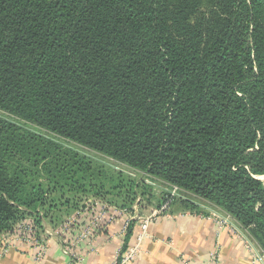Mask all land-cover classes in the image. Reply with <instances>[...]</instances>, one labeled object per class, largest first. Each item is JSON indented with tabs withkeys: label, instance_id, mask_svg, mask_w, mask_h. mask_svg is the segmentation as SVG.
Returning <instances> with one entry per match:
<instances>
[{
	"label": "trees",
	"instance_id": "trees-1",
	"mask_svg": "<svg viewBox=\"0 0 264 264\" xmlns=\"http://www.w3.org/2000/svg\"><path fill=\"white\" fill-rule=\"evenodd\" d=\"M89 198L264 252V0H0V240Z\"/></svg>",
	"mask_w": 264,
	"mask_h": 264
},
{
	"label": "crops",
	"instance_id": "crops-1",
	"mask_svg": "<svg viewBox=\"0 0 264 264\" xmlns=\"http://www.w3.org/2000/svg\"><path fill=\"white\" fill-rule=\"evenodd\" d=\"M138 208L137 214L142 217L156 209L145 205H139ZM171 212L160 213L148 227L136 264H179L181 257H185L190 264H203L212 252H217L218 264H252L251 254L245 249L244 242L229 231L218 230L210 219L200 215H185L188 213H180L174 208ZM90 217L89 212L83 214V218ZM125 218L124 215H117L111 225L93 233L89 245L83 242L76 247L77 254L83 257L80 264L112 263L121 242L119 234ZM134 222L132 225L130 223L127 231L131 230L130 235L126 233L124 236L127 246L135 242L139 233L138 223ZM76 232V229H72L70 234L73 236ZM45 241L46 253L38 264H67L68 258L62 252V241L52 237H47ZM11 243H14V247L0 252V264H34L33 250L18 245L14 240Z\"/></svg>",
	"mask_w": 264,
	"mask_h": 264
},
{
	"label": "built area",
	"instance_id": "built-area-1",
	"mask_svg": "<svg viewBox=\"0 0 264 264\" xmlns=\"http://www.w3.org/2000/svg\"><path fill=\"white\" fill-rule=\"evenodd\" d=\"M170 195L171 197H178L176 189H173ZM168 202L163 204L159 209L152 210L147 216L142 217L137 214L139 210L138 201L131 209L117 208L113 205L94 201L92 205L87 206L83 211H77L68 217L66 221L55 230L48 229L47 231L45 226L44 236L37 237L36 235H30L33 232V228L28 223L18 226L16 234L10 236L5 235L0 240V252L4 253L8 248L14 247V243H11V240H14L18 245H23L33 250L34 264H38L43 260L46 253L47 243L45 240L47 237H52L62 241V252L64 256L68 258L67 264H80L83 261V257L77 254L76 247L83 242H87L89 245L92 242L94 232L103 230L111 225L117 215H124L126 218L119 234L121 242L115 251L111 264H136L142 252L141 242L143 238L147 236L148 227L160 213L167 210ZM87 212L91 213V217L88 219L83 218V214ZM200 217L210 219L217 226L218 230H227L233 236L241 239L244 242L245 249L251 254L252 264H264V252L248 239L230 217L221 215L210 209H208L207 216L200 215ZM83 220L84 223L82 224ZM132 221H137L139 233L136 235L135 242L127 246L124 242V236ZM72 229H76L77 231L73 236L70 234ZM179 264L190 263L185 257H181ZM203 264H218L217 252H212L209 255V259Z\"/></svg>",
	"mask_w": 264,
	"mask_h": 264
},
{
	"label": "rangeland",
	"instance_id": "rangeland-1",
	"mask_svg": "<svg viewBox=\"0 0 264 264\" xmlns=\"http://www.w3.org/2000/svg\"><path fill=\"white\" fill-rule=\"evenodd\" d=\"M84 151V150H83ZM87 154H89L91 157H94V158H98V159H100V160H102V158L100 157V156H98V155H96V154H94V153H91V152H87ZM106 163H108V164H110V165H112L115 169H121L122 171L123 170H125L124 172H129L127 169H124L123 167H121V166H117L114 162H111V161H108V160H104ZM142 176V175H141ZM140 178V177H139ZM138 178V179H139ZM141 179V178H140ZM145 181V183H149V181L148 180H144ZM263 181V180H262ZM88 200H90L91 201V203H93L94 201H98V203H100L101 201L100 200H98V199H92V198H89ZM106 201H111L112 203L114 202V203H117L119 200H115L113 197H107L106 198ZM103 203H105V202H103ZM139 205H143V204H139ZM144 206V205H143ZM62 210V209H61ZM142 210V209H141ZM54 216H55V214H53ZM70 217V216H69ZM68 218V217H67ZM66 220V219H65ZM16 231H17V228L15 229ZM10 236V235H9Z\"/></svg>",
	"mask_w": 264,
	"mask_h": 264
},
{
	"label": "water",
	"instance_id": "water-1",
	"mask_svg": "<svg viewBox=\"0 0 264 264\" xmlns=\"http://www.w3.org/2000/svg\"><path fill=\"white\" fill-rule=\"evenodd\" d=\"M261 180V179H260Z\"/></svg>",
	"mask_w": 264,
	"mask_h": 264
}]
</instances>
